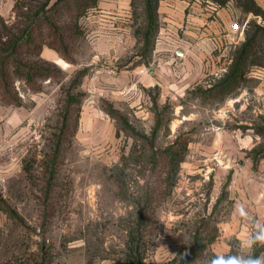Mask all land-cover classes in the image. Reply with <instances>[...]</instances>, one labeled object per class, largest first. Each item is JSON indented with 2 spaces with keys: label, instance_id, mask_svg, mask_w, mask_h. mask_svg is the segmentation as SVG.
<instances>
[{
  "label": "rangeland",
  "instance_id": "obj_1",
  "mask_svg": "<svg viewBox=\"0 0 264 264\" xmlns=\"http://www.w3.org/2000/svg\"><path fill=\"white\" fill-rule=\"evenodd\" d=\"M23 1L22 13L38 4ZM98 12L80 19L84 35L69 60L43 46L40 57L51 77L30 84L13 74L20 105L0 97L9 113L0 116V264H133L128 231L152 190L161 196L154 203L153 241L148 244L147 233L139 250L146 264H205L213 254L242 250L250 226L236 209L243 206L264 221V158L254 166L248 153L264 142L255 131L264 124V66L251 68L239 94L223 102L194 92L208 86L209 75L181 97L163 98L151 87L147 103L136 104L130 95L113 93L105 73L97 74L137 66L132 5L114 62L95 57L86 17ZM0 18L9 27L17 20L15 11ZM233 39L240 45L245 35ZM48 49L70 65L48 60ZM151 63L152 57L138 65ZM109 104L127 124L108 113ZM178 136L189 138V150L168 190L169 172L159 160Z\"/></svg>",
  "mask_w": 264,
  "mask_h": 264
},
{
  "label": "trees",
  "instance_id": "obj_2",
  "mask_svg": "<svg viewBox=\"0 0 264 264\" xmlns=\"http://www.w3.org/2000/svg\"><path fill=\"white\" fill-rule=\"evenodd\" d=\"M211 1L220 6L233 1L244 13H252L256 17L246 23L245 40L233 49L232 62L227 70L220 77L210 80L208 86H199L194 90L203 93L207 99L223 102L239 94L243 83L251 78V68L264 66V24L258 22V17L264 20V9L256 0ZM99 2L100 0H37L36 7H27L22 13L19 9L27 5L23 0H16L14 11L17 20L14 26H7L8 21L0 18V25L6 32L0 35L2 38L6 36L4 41H0V97L4 103L21 104L12 80L14 73L16 77H25L30 84L35 83L37 77L46 79L52 76V68L40 57L44 45L58 50L65 59H70L68 54L74 48L73 45L84 35L80 19L97 9ZM159 3L160 0H132V14L136 21L135 34L140 43L136 53L140 59L135 61V65L141 62L148 64L151 60L161 26ZM107 111L112 117H117L127 124L126 117L112 104H109ZM157 130L156 127L154 136ZM255 131L264 137V124L256 126ZM189 143V138L178 136L162 152L159 161L161 167L169 172L168 190L175 183L178 169L188 153ZM248 153L256 166L264 158V142L254 146ZM158 196H161V193L155 190H152L151 194L148 192L146 205L140 208L134 229L128 231L129 258L134 260L133 264H146L139 250L143 242H147L144 240L147 233L148 244L153 241L152 228L153 224L157 223V208L154 203Z\"/></svg>",
  "mask_w": 264,
  "mask_h": 264
},
{
  "label": "crops",
  "instance_id": "obj_3",
  "mask_svg": "<svg viewBox=\"0 0 264 264\" xmlns=\"http://www.w3.org/2000/svg\"><path fill=\"white\" fill-rule=\"evenodd\" d=\"M15 1L0 0V16L13 17ZM256 1L264 9V0ZM130 6L131 0H100L99 14L86 17L91 34L96 37V58L114 62L121 56L120 40L128 31ZM122 15L125 18L121 24ZM159 16L161 26L149 67L143 64L120 73L114 69L97 72L105 73L113 93L120 97L130 95L136 104L147 103L145 90L154 86L159 87L163 98L181 97L207 76L218 78L232 62V51L237 46L233 23L244 26L256 18L244 13L233 1L220 6L211 0H160ZM45 56L64 68L70 65L54 50L48 49ZM256 71L257 75L263 72ZM8 115L7 108L1 106L0 116L5 119ZM259 195L264 201V193Z\"/></svg>",
  "mask_w": 264,
  "mask_h": 264
},
{
  "label": "clouds",
  "instance_id": "obj_4",
  "mask_svg": "<svg viewBox=\"0 0 264 264\" xmlns=\"http://www.w3.org/2000/svg\"><path fill=\"white\" fill-rule=\"evenodd\" d=\"M235 214L250 226L243 249L229 254H213L205 264H264V251H260L264 249V221L252 219L243 206L238 207Z\"/></svg>",
  "mask_w": 264,
  "mask_h": 264
},
{
  "label": "built area",
  "instance_id": "obj_5",
  "mask_svg": "<svg viewBox=\"0 0 264 264\" xmlns=\"http://www.w3.org/2000/svg\"><path fill=\"white\" fill-rule=\"evenodd\" d=\"M258 22L261 24H264V20H262L261 17H258ZM244 29H245V26L243 27V25H240V23L238 22H234L232 25V31L236 33L238 36H241V37L244 36Z\"/></svg>",
  "mask_w": 264,
  "mask_h": 264
}]
</instances>
